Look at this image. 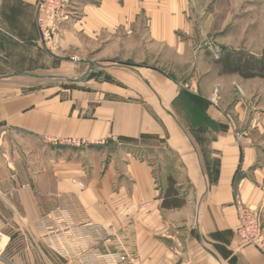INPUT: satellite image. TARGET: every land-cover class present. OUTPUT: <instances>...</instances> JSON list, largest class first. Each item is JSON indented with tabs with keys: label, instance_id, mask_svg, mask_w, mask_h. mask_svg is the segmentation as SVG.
Returning <instances> with one entry per match:
<instances>
[{
	"label": "crops",
	"instance_id": "crops-1",
	"mask_svg": "<svg viewBox=\"0 0 264 264\" xmlns=\"http://www.w3.org/2000/svg\"><path fill=\"white\" fill-rule=\"evenodd\" d=\"M36 2L0 0V253L18 235L15 264H35L38 243L78 264L41 228L66 208L107 230L101 253L135 264H264L236 234L239 202L264 230V113L235 99L247 81L219 77L214 44L193 42L189 1L72 0L53 50L38 44ZM47 137L85 145L48 150ZM169 189L185 204L164 209Z\"/></svg>",
	"mask_w": 264,
	"mask_h": 264
},
{
	"label": "built area",
	"instance_id": "built-area-1",
	"mask_svg": "<svg viewBox=\"0 0 264 264\" xmlns=\"http://www.w3.org/2000/svg\"><path fill=\"white\" fill-rule=\"evenodd\" d=\"M72 0H37L36 2V25L39 32L38 44L46 50H53L57 46L61 23L69 18L77 16L69 9ZM236 95L239 100L245 99L241 87L236 86ZM217 105L216 101H213ZM257 111H254V113ZM229 126L235 131L237 140L249 136L247 131H238L237 122L231 114H225ZM254 123L262 122L258 114L254 115ZM46 140L52 145H66L81 148L85 145L84 140L69 138L59 139L47 137ZM80 185V184H79ZM81 186V185H80ZM83 187V186H81ZM238 226L237 237L242 246H253L264 254V230L262 212L250 208L243 203L237 204ZM42 232L49 239L45 244L62 256H71L78 264H135L128 254L120 252L99 251L100 245L110 239L107 230L96 224L77 222L74 216L66 208H60L49 217L42 220ZM50 233V234H49ZM47 234L49 236L47 237ZM60 243L58 238L65 237ZM67 246H70L71 251Z\"/></svg>",
	"mask_w": 264,
	"mask_h": 264
},
{
	"label": "rangeland",
	"instance_id": "rangeland-1",
	"mask_svg": "<svg viewBox=\"0 0 264 264\" xmlns=\"http://www.w3.org/2000/svg\"><path fill=\"white\" fill-rule=\"evenodd\" d=\"M188 1L191 14L189 20L195 31V33H193V42L195 44H214L213 47H210L211 50H214V53H209L208 58L210 62L212 60L215 64V60L223 55V52L225 53L228 51L243 52L250 57H264V0ZM47 57V53L40 49L39 66H45ZM216 67L218 68L219 77L240 78L238 75H220V67L217 65ZM245 81H247L246 87L237 83L233 84L235 99H238L236 95V86H239L245 95H247V93L251 94L257 107L264 113V80L252 79ZM238 101L240 100L238 99ZM45 141H41L39 145L47 147L48 150L50 148L60 149L72 147L66 145H52ZM143 151L147 152L149 150L140 148L134 149L135 155H140L141 158L145 159L148 158L147 153H140ZM162 160L161 162H163V164L169 165L170 161H166V158H162ZM152 162L154 163L155 161H151V163ZM161 162L159 163L161 164ZM11 240L10 247L3 253H0V264H15L16 259H21V262L24 263V258H15V255H17L16 253H18L23 245L21 237L18 235L11 236ZM2 243L3 242L0 241V250L3 248ZM38 245L41 251L36 247L37 250L34 253L35 264H61L56 258L55 261L52 260L51 256L54 257L52 252H50L52 255L49 256L41 243H38ZM66 264L73 263L66 262Z\"/></svg>",
	"mask_w": 264,
	"mask_h": 264
},
{
	"label": "trees",
	"instance_id": "trees-1",
	"mask_svg": "<svg viewBox=\"0 0 264 264\" xmlns=\"http://www.w3.org/2000/svg\"><path fill=\"white\" fill-rule=\"evenodd\" d=\"M215 64L220 67V75H238L244 80L261 79L264 80V57H250L243 52H223ZM170 183L175 184L173 180ZM177 191L166 192L162 207L164 209H176L181 207L185 202L182 200L176 202ZM173 196L169 201L168 197ZM175 197V198H174Z\"/></svg>",
	"mask_w": 264,
	"mask_h": 264
}]
</instances>
